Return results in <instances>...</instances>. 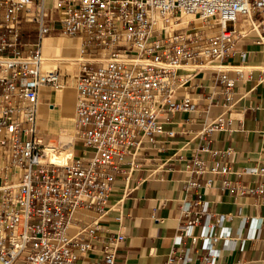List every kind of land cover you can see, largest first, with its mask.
<instances>
[{"label":"built area","instance_id":"2783aa9c","mask_svg":"<svg viewBox=\"0 0 264 264\" xmlns=\"http://www.w3.org/2000/svg\"><path fill=\"white\" fill-rule=\"evenodd\" d=\"M51 33L80 41L76 153L65 164L51 160L57 148L38 115L41 91L65 86L64 70L42 55ZM257 52L264 55V0H0V264H78L95 249L101 219L119 208L122 198L111 202L115 181L123 179L125 194L133 189L141 153L176 134L165 129L175 113L219 106L222 112L199 135L231 130L228 112L241 97L236 85L251 78L247 62ZM198 98L205 100L202 108ZM199 151L221 160L206 171L202 158L185 159L190 171L205 173L207 184L219 175L229 193L264 205V178L242 186L231 180L230 148L214 149L207 140ZM244 173L264 177V166ZM190 207L182 205L186 213ZM206 217L201 234L208 249L230 227L224 215ZM196 222L182 230L190 233ZM124 239L102 240L103 255L93 264H117ZM208 253L203 260L214 264Z\"/></svg>","mask_w":264,"mask_h":264},{"label":"crops","instance_id":"0c3cea01","mask_svg":"<svg viewBox=\"0 0 264 264\" xmlns=\"http://www.w3.org/2000/svg\"><path fill=\"white\" fill-rule=\"evenodd\" d=\"M247 65L254 68L250 79L236 85L235 90L241 97L228 112L231 130H215L204 138L200 137L203 127L222 112L219 106L211 107L208 113H175L165 129H173L176 134L160 137L154 146L141 153L139 166L131 176L133 189L125 194L123 179L115 181L111 202L122 198L119 208L101 219V228L95 234V249L78 264H93L103 255L102 240L116 234L125 237L117 247V264H166L169 256L179 264L178 257L185 252H188L186 264H207L203 257L209 254V250L215 254L214 264H264V205L255 204L252 195L229 193L223 188L219 175L207 184L206 174L190 171L185 162L194 156L202 158L204 164L201 168L207 171L220 161L218 155L199 151L200 146L209 140L214 149L230 148L229 176L233 183L253 185L264 178L244 173L247 167L264 166V55L257 52ZM62 98L63 92L41 91L39 116L43 123L51 118L54 105L55 109L61 108ZM47 100L53 106H48ZM198 100L202 108L205 100ZM52 123L46 133L58 137L60 120ZM189 181L195 184H187ZM188 201L191 207L186 213L182 205ZM207 214L211 215V220L224 215V226L230 227V235L211 242L208 249L202 246L204 238L201 234ZM194 219L197 222L190 233L182 230V225ZM259 220V229L250 237ZM179 237L180 242L176 240Z\"/></svg>","mask_w":264,"mask_h":264},{"label":"bare ground","instance_id":"6f19581e","mask_svg":"<svg viewBox=\"0 0 264 264\" xmlns=\"http://www.w3.org/2000/svg\"><path fill=\"white\" fill-rule=\"evenodd\" d=\"M241 23L246 26L247 21L242 20ZM69 49H75L76 53L71 54L66 52ZM41 51L45 59L53 60L50 63L51 65H58L63 70L64 68L68 67V69L72 72L73 67L78 64V61L80 59V41L73 43L69 39L45 36L42 40ZM56 91L63 92L62 102L60 101L61 108L59 110H56L54 105L51 108V118L48 122L44 123L46 126V130L49 131V129H51V127L53 126L52 122L60 120V123L57 125V132L59 133V136L51 139V142L57 148V151L53 155H51V160L57 164H65L69 162L71 157L75 154L73 149L75 133V128L73 125V121L75 120V99L74 101L71 100V91L69 90V87L66 86V84L63 88Z\"/></svg>","mask_w":264,"mask_h":264},{"label":"rangeland","instance_id":"374dc122","mask_svg":"<svg viewBox=\"0 0 264 264\" xmlns=\"http://www.w3.org/2000/svg\"><path fill=\"white\" fill-rule=\"evenodd\" d=\"M226 26H227V28H232V26H233V22L232 21H227L226 22ZM30 35H32V33L30 34ZM46 37H59V38H64V39H69V40H71V42H77V41H79L76 37H69V36H60L59 34H56V33H51V34H49V35H47ZM30 39V38H29ZM66 52H68V53H71V54H75L76 53V51H75V49H69V50H67ZM67 68V69H66ZM66 68H64V73H65V76H64V79H65V84H66V86L67 87H69V90L71 91V97L73 98H71V100H73L74 101V88H73V78H74V73H75V71H76V68H77V65H75L74 67H73V70H72V72L68 69V67H66ZM66 70H68V71H66ZM71 72V73H70ZM55 91H53L52 93H54ZM47 103L48 102H51V101H46ZM73 107H74V105H73ZM56 110H59V108H56ZM39 124H40V128H41V130L44 132V133H46V126H45V123H43V122H41V119H40V122H39ZM46 135L50 138V139H52L53 138V135L52 134H48V133H46ZM54 138H56V137H54Z\"/></svg>","mask_w":264,"mask_h":264}]
</instances>
